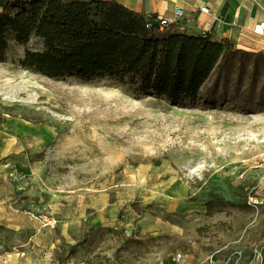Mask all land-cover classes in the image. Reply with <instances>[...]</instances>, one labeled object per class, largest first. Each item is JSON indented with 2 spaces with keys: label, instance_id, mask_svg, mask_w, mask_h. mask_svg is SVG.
Wrapping results in <instances>:
<instances>
[{
  "label": "rangeland",
  "instance_id": "obj_1",
  "mask_svg": "<svg viewBox=\"0 0 264 264\" xmlns=\"http://www.w3.org/2000/svg\"><path fill=\"white\" fill-rule=\"evenodd\" d=\"M27 48L42 43L11 38L0 61V140L11 121L39 129L18 135L23 156L10 162L62 199L66 259L264 264L262 52L232 47L198 96L174 101L123 78L45 77L21 66ZM99 195L114 225L82 209Z\"/></svg>",
  "mask_w": 264,
  "mask_h": 264
},
{
  "label": "trees",
  "instance_id": "obj_2",
  "mask_svg": "<svg viewBox=\"0 0 264 264\" xmlns=\"http://www.w3.org/2000/svg\"><path fill=\"white\" fill-rule=\"evenodd\" d=\"M153 22L117 1L0 0V61L11 38L35 37L42 48H27L20 64L45 77L109 76L174 101L198 96L234 46Z\"/></svg>",
  "mask_w": 264,
  "mask_h": 264
},
{
  "label": "crops",
  "instance_id": "obj_3",
  "mask_svg": "<svg viewBox=\"0 0 264 264\" xmlns=\"http://www.w3.org/2000/svg\"><path fill=\"white\" fill-rule=\"evenodd\" d=\"M105 1H117L154 21L162 17H172L177 6L184 7L189 19L176 24L181 30L189 34L207 31L216 40L226 39L236 48L264 54V34L253 31L258 23L264 21V0ZM205 4L211 7L214 16L199 11ZM191 13H197L199 18L191 19ZM208 20L212 21L210 26L206 25ZM233 21H237L236 25ZM10 126H17L19 129L15 128L13 131ZM5 131H11L15 135L12 134L9 141L0 140V262L6 257L7 264H88L84 259L75 261L73 255L66 259L69 253L75 251V240L67 237L66 228L74 221L65 215L62 219L56 215L62 204L59 195L40 188L37 182L36 185L29 186L24 175L17 172L20 170L15 171L13 162H10V159L23 156V147L18 148V135H25L26 131L28 134L34 133L39 129H33L16 120L5 125ZM21 170L27 172L24 168ZM10 173H14L15 178ZM101 196L91 198V202L82 209L85 212L88 208L94 209L89 218L97 226L114 225L118 213L112 207L111 211L108 210L111 216H105L107 204L103 203L102 198H98ZM24 210L42 212L47 217L57 219L58 225L55 228L43 227L39 220L32 219ZM82 216L87 218V213L81 214ZM65 247H68L67 255L62 254Z\"/></svg>",
  "mask_w": 264,
  "mask_h": 264
},
{
  "label": "built area",
  "instance_id": "obj_4",
  "mask_svg": "<svg viewBox=\"0 0 264 264\" xmlns=\"http://www.w3.org/2000/svg\"><path fill=\"white\" fill-rule=\"evenodd\" d=\"M201 13H207L211 15H215L212 11L211 7L209 5H202L199 9ZM238 15V14H237ZM236 15V18H237ZM191 19L196 20L199 18V15L197 13H191ZM235 18V19H236ZM188 20V13L186 12V9L184 7L177 6L175 8L174 16L172 17H162L161 19H158L156 21H159L161 27L177 24L178 22H183L184 20ZM237 21H233V24L236 25ZM212 24L211 20H208L206 22L207 26H210ZM152 24L149 22L148 26H151ZM182 28V27H181ZM183 29V28H182ZM254 33L256 34H264V21H261L254 27L253 29ZM203 34L208 33L207 31H202ZM10 176L15 178L14 173H10ZM24 213L30 216L32 219H37L40 221L41 226L43 227H50L55 228L58 224V220L55 218L47 217L46 215L40 214L36 212L35 210H24ZM0 264H7L6 257H3Z\"/></svg>",
  "mask_w": 264,
  "mask_h": 264
},
{
  "label": "water",
  "instance_id": "obj_5",
  "mask_svg": "<svg viewBox=\"0 0 264 264\" xmlns=\"http://www.w3.org/2000/svg\"><path fill=\"white\" fill-rule=\"evenodd\" d=\"M153 24L159 25L160 23H159V21H154Z\"/></svg>",
  "mask_w": 264,
  "mask_h": 264
},
{
  "label": "bare ground",
  "instance_id": "obj_6",
  "mask_svg": "<svg viewBox=\"0 0 264 264\" xmlns=\"http://www.w3.org/2000/svg\"><path fill=\"white\" fill-rule=\"evenodd\" d=\"M12 127V126H11ZM16 132H18L19 133V131H16Z\"/></svg>",
  "mask_w": 264,
  "mask_h": 264
}]
</instances>
